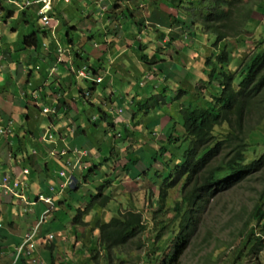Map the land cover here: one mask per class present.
Returning a JSON list of instances; mask_svg holds the SVG:
<instances>
[{
    "label": "trees",
    "instance_id": "trees-1",
    "mask_svg": "<svg viewBox=\"0 0 264 264\" xmlns=\"http://www.w3.org/2000/svg\"><path fill=\"white\" fill-rule=\"evenodd\" d=\"M2 1L3 0H0V4H2ZM122 1H127L123 7L125 10L124 15L127 16L129 20H131V18L136 19L137 16L142 18L145 16L146 10L149 12L147 18L143 17L139 21H134L132 19L130 23V26H132L134 30L130 35L133 36V40L138 39L140 41L134 45V47H136V55H138L141 62L146 65V71L139 72L138 70L135 80L131 79L129 83L134 84L132 96H143L145 98H154L157 95L154 93L155 88L157 86H164L162 83H166L169 78H173L171 69L164 67V63L169 59V57L164 54L165 49L177 43V55L181 58L182 53L188 54L189 48L185 43L190 38L191 34L185 33V36H183L181 33L178 34L176 32L175 34L177 36L175 38H169L174 29H178L180 25H184L185 23L182 10H185L187 16L194 18V23L200 25V31L202 33L207 32L208 35L214 36L217 43H221L230 38H238L240 39L239 45L241 47H245L248 44L249 38L246 37V34H252L249 32V27L253 25L260 26V22L253 19L254 13L257 12L264 17V0H171V4L169 0L170 6L167 0H164L170 8L175 9L177 12V16H170L171 21L169 24H171V27L166 28L167 26L163 25V18L160 16L162 13L156 15V11L159 12L160 10L161 0ZM37 7L39 9L40 6ZM2 8L5 9L4 7ZM27 11L28 10L22 11L24 12V22L30 24L29 19L32 18L33 15L28 14L29 11ZM13 13L14 11H9L8 15H12ZM65 14L66 12L64 10H61L60 14L56 13L60 23L61 20L64 22ZM144 21L149 22L146 24ZM62 27L63 25L60 28ZM165 28L170 29V33L163 31ZM127 29L128 26L126 27V30ZM40 32L43 33L44 36L48 33V31L41 28ZM66 33L68 34V44L72 47L76 55V65L80 67L81 65L79 62L83 61V65H88L91 72L95 74L99 73L102 70L100 66L101 62L97 63L91 61L88 56L84 57L78 52L75 48L76 43L74 38H71L70 26L66 30ZM64 35L65 34H63L62 37H64ZM166 36L169 41L165 42ZM155 41L160 43L162 49L160 52H156L153 55L152 51H154V47H152V44ZM260 44L264 45V42ZM260 44H256V50L248 54V59L243 62L240 69L235 73L228 72L224 68L230 61L228 51L226 50L221 52L217 60L209 57L206 59V65L212 68L209 83L211 84L217 79L220 82L221 90L211 95L209 100L201 104L196 102V98L190 101L191 104L189 107L183 104L180 118L186 132H173L172 136L171 133L165 135L164 140H166L168 144L175 145L177 144L176 142L182 143L185 149L178 155V158H176V155H173V158L170 160L163 159L164 164L160 163L163 165L162 173L166 171L167 167L169 168L168 171L164 173L168 174V176L162 180V187L159 188V198L156 202L157 206L153 210L155 214L154 219H156L157 223L151 241H146L144 238L148 226L142 213L132 210L120 211L110 222L96 223L97 230L99 231L100 247L106 251L105 256L107 259L112 261L111 253L113 251L121 254L142 251L143 256L146 258L145 262L148 264H183V258L191 247L195 233L199 230V227H201L202 220L208 211L207 206L210 203L208 197L216 195L232 185L236 179H242L254 173L256 169L264 165V153L259 159H253L250 163L247 161L245 155L246 147L248 148L250 144L249 140L253 143L258 139H263L264 148V132H261L262 135L260 136L256 134L251 136L247 134V136H245L244 132V129H246V120L244 122L246 112H251V110L256 112L260 117L259 123L264 119V47L260 46ZM23 45L21 50L34 49L35 52H38L43 48V41L39 39L38 33L34 32L29 36H25ZM51 47L55 52L56 46L52 45ZM189 62L192 63L191 61ZM134 63L137 64L136 61H134ZM107 65L111 66L112 63L107 62ZM29 66H31V64H29ZM117 67L119 69L120 64H118ZM69 72L71 75L68 76L69 82H66V85L59 82V76L55 74L56 79L54 81H58L60 84L57 86L59 89L57 90V94L60 95L61 98L58 100V104L51 107L57 112L50 117V121H53V123L57 120H64L65 116L63 113L67 116V111L78 109L80 114L82 113L81 116L85 117L82 121L86 122L89 126L99 128V126L105 122L113 128L112 132H115L114 136L119 137L117 141L118 144L125 143L132 137H139L140 133L137 128L140 125H148L150 123V125L147 126L148 129L156 128V122L160 120L158 117L152 118V120L148 122H144V116L142 117V112H147L148 116L151 114L147 108L148 105L150 106L148 98L140 102L143 105L142 107H137V109L131 111L133 114L130 120L133 125L127 127L119 124L115 125L112 122L111 114L99 104L100 96L96 98L93 96V91H97L98 94L102 96L103 94H108L107 98L111 95L118 96L117 84L123 85L124 80L120 79L116 81V83L109 81L105 82V84L103 82L97 83L96 81H90L91 85L87 83V86L83 84L81 86L85 87L75 89L76 87L74 85L77 84L76 77L71 71ZM114 72L115 73H110V75L117 74L116 70ZM33 73L34 71L31 70V76H33ZM45 77L49 79V72L44 78ZM129 78L130 77H128L127 80ZM109 79L110 77L108 76V80ZM102 83L104 84L103 87H101L103 85ZM38 89H40V87H37L36 91H38ZM112 89L115 90L112 91ZM158 89L163 95H166L168 92L165 88ZM43 90L44 88L41 87V93L44 92ZM66 90L69 95L67 99L64 94ZM125 91L126 90L120 92L121 96H119V99L122 106L128 107L129 102L125 101V96H122ZM90 92L91 96L89 95ZM171 95H173V93H171ZM174 98L175 96H170L169 99ZM201 100L203 101V99ZM259 102L263 103L261 113H258ZM36 107L39 108V106ZM44 108H39V110L43 111ZM64 108L67 110L65 111ZM90 108H96L95 110H97L98 113L96 120H92L91 116L88 117L87 113ZM158 109L159 108H157V110ZM29 118L30 115L26 113V115L24 114V119H26L24 122L22 120H18L17 123L9 121L6 126L0 128V146L3 144V141H6L10 148L11 158L19 164L23 162L26 163V161L32 164V157H34V155L27 158L29 149L26 145L28 146V142L41 141L43 139V134L39 135L37 133L36 135L30 129L31 120ZM225 124H227L230 129L226 128L227 132H225L224 138L218 140L215 136V130L217 127H224ZM168 126L170 131H175L176 120H170ZM134 129H136V131H134ZM24 130L27 132H23ZM77 131H81V125L78 127ZM77 131L76 133H78ZM80 133L83 132L81 131ZM133 148L134 146L129 147L127 150L128 155L126 156L127 162L124 165V171L132 172L135 169L140 171L139 168L142 166L144 167L142 170L145 168L147 170L148 165L139 162ZM101 150L102 149H100V151ZM32 151L38 152L39 149L34 148ZM114 151L115 149L110 150L108 156L99 160L98 164L94 163L88 175L95 174V170H100L103 166L105 167L107 162L109 164ZM164 153H167V148L162 146L159 155L164 157ZM24 154L25 157L23 156ZM114 158L117 161V158ZM152 159L155 161L151 164L152 166L162 161L157 157V154H155ZM128 165H132L131 169ZM5 175H7V173H2L1 176ZM101 175L102 179L106 177V174ZM136 176L140 177V173H137ZM74 178L76 182L79 181V178L75 174ZM86 178L87 177H84L82 182L85 181ZM61 180L64 179L61 178ZM109 180L110 179L105 180L102 187L97 188V194L91 198V206L95 202H98L101 208L105 210L112 203V195L109 193L104 194L103 192V188L107 187L106 185L109 183ZM77 187L78 186H76V188ZM178 187L180 193L179 199L174 203L173 208H167L166 200L169 188ZM71 189L72 191L74 190L73 186ZM88 203H90V201ZM74 205L78 206L80 204L76 202L67 206L70 210L75 208ZM263 205L264 201L255 205V209L251 214V220L257 223H260L262 220L264 221ZM96 206L97 204H94L92 209L94 210ZM82 209L83 208H79L77 210L78 215L73 221L75 232L78 224L83 223L82 219L84 215L89 214ZM170 212H174L172 218L163 220ZM251 225L252 222H248L243 230L242 240L244 241L240 247L239 254L235 258L234 264H240V261L245 258L247 248L248 254L255 245L262 246L263 244L262 237H256L255 230ZM90 252L93 253L94 251L91 249ZM89 254L87 260L90 261Z\"/></svg>",
    "mask_w": 264,
    "mask_h": 264
},
{
    "label": "rangeland",
    "instance_id": "rangeland-1",
    "mask_svg": "<svg viewBox=\"0 0 264 264\" xmlns=\"http://www.w3.org/2000/svg\"><path fill=\"white\" fill-rule=\"evenodd\" d=\"M197 1V0H196ZM250 1V0H245ZM88 1L83 2L81 1H73L71 4H64L63 8H65L68 12L71 10L77 9L76 4L85 7L88 5L86 4ZM102 6L103 13H108L111 8L106 4L105 1H101L100 3ZM105 4V5H104ZM93 5L90 4V8ZM4 7L5 9H3ZM164 11L167 12L166 14H172V16H177V12L175 10L167 9L165 6ZM9 11H14L12 15H8ZM30 15H33L32 18H30V24H26L24 22V12L18 10V8L11 4L9 1L3 0L2 4H0V32H7L8 36L7 38L10 39L8 41H11L12 43L16 44V51L15 55H19L22 53V51L19 50L23 45V41L25 36H29L30 34L37 32L39 39L43 40V33L40 32V28H43V23L41 19L37 16L38 10L35 7H31L29 10ZM27 11V12H28ZM4 12V14H3ZM29 14V13H28ZM76 14V11H75ZM182 14H184L183 17H186L185 10H182ZM93 15V14H92ZM149 15V12L147 10L145 11V16ZM14 16V17H13ZM55 20H54V27L50 30L54 31L61 27L62 25H66L65 28H61V30L55 31L60 37H62L63 33L69 28L68 20L65 17L64 22L63 20H60L56 15V12L54 14ZM91 17V16H90ZM87 17L84 18L83 22L78 24L79 27L82 28V30L79 31L78 37L75 40L76 42V49L80 54L85 53V47H89V44H92V39H97L96 35H89L88 36V27L96 28L94 25L90 22L86 21ZM253 19L255 21H260L259 25H253L249 27V32L252 34H246V37L249 38L248 44L246 45L247 48L250 49V53L255 49L256 44H260L261 42H264V20H262V16L258 13H254ZM73 22V21H72ZM72 24L71 26H73ZM97 25V24H95ZM70 26V27H71ZM111 26V28H110ZM122 26V24H121ZM100 28H102V25H100ZM109 28L112 29L113 25H109ZM185 32L188 34H191L190 38L186 41L185 45L189 48L188 53L191 54V57L193 59H200V55L204 54V52L208 53L209 58H211V55H218L224 50V45L226 47V51H228L229 57L233 55L235 51V47L238 46L240 39L238 38H231L228 39L225 43L217 44V41L214 36L208 35L207 32L203 34H196L192 30V25H186L185 26ZM99 31V30H98ZM120 32H118L119 35ZM18 34V35H16ZM195 34L196 36H194ZM118 35L114 36V38H117ZM87 36V37H86ZM97 37H100V34L97 33ZM122 37V36H121ZM72 38V37H71ZM90 38V39H89ZM121 38H117L119 41ZM50 43L52 42V39L49 40ZM140 42L137 40H123V43H116V46H118V49L122 51V54L120 55V59L117 60V65L121 64L120 69H123L127 62H134L136 60L137 65L140 67V71H143L146 69V65L141 62L139 59V56H136V51L134 48V45L136 43ZM111 43V45L113 44ZM12 44V45H15ZM98 46H95V54L100 56L101 52L103 50L102 46H99V40L97 39ZM68 46L67 38L63 37V47ZM93 46V44H92ZM260 46L264 47L263 44H260ZM107 47V46H106ZM152 47H154V51H152V54L156 52H160L162 49V46L158 42H154L152 44ZM127 49H132L135 55L131 54V58L127 57L123 54L124 51ZM27 51V50H25ZM14 52V51H13ZM33 51L31 52L28 50V54L23 55L19 61L14 59L16 62V65L9 69L8 75L11 79L17 80L20 85L19 88L22 87V83H26V80L28 79V72L24 71V65L23 63L26 62L28 65L30 64V58L34 56L32 55ZM166 53V49L164 51ZM245 56V50L241 51L240 57ZM239 55H236V59H232L229 61L228 65H226L224 68L228 72L235 73L237 72L240 67L242 66L241 61L237 60ZM216 58V57H214ZM247 58V57H246ZM243 58L242 62L246 59ZM59 58H56V61L54 65L52 66V69H55L53 72L51 70V75H55L54 72L58 73V67L63 62H67L66 59L63 61H58ZM21 61V63H20ZM140 61V64H139ZM193 61V60H192ZM14 62V61H13ZM115 64V63H113ZM37 63H32L31 67L33 70L35 68H38L36 71H39L41 68L40 66H36ZM205 74L203 75L202 72L198 71L193 67V62L189 64L187 71L189 72V80L190 82L186 83L188 88H183L185 91V95H189L193 98H196L197 100H206V98H209L210 95H213L215 93V90L213 88H209L206 90V92L200 93L196 90L197 86L200 85L199 82H195L197 79H204V77H208L210 74L212 68L208 65H204ZM129 73H131V70H128ZM21 73V74H20ZM56 73V74H57ZM1 74V72H0ZM20 76L18 77V75ZM37 72H34V78L37 76ZM132 74V73H131ZM121 75V74H120ZM0 80L2 83H4L3 76L0 75ZM42 82V81H41ZM91 83V82H90ZM89 83V84H90ZM39 84V83H38ZM52 84V83H50ZM163 85L167 86L168 93L171 95V91L174 90L175 83H173L172 80H168L166 83H162ZM216 87L219 89V86L217 83ZM88 84L86 83V86ZM193 85V90L192 89ZM163 88V87H162ZM133 89V88H132ZM22 92V89L20 90ZM155 92V91H154ZM160 92V91H159ZM8 97V96H7ZM61 97L56 92V100H59ZM139 102L143 97H138ZM148 102L150 106L148 105L147 108L150 111V116L148 118L145 115L144 122H148L149 120H152V118H156L159 113L164 112V106L165 103L161 105V101L159 98H151L148 97ZM17 98L12 97L10 100V103L16 108H23L20 105L16 104ZM34 100V99H33ZM32 105L33 102H30ZM29 108L32 107V105L28 104ZM263 103L259 102L258 104V113L262 112ZM159 108V110H157ZM129 109V108H127ZM137 109V106H136ZM24 108L22 109V111ZM67 110V109H66ZM65 110V111H66ZM166 111V110H165ZM145 113V112H144ZM25 114V113H24ZM68 119L67 122L64 120V126L62 127V132L66 131V133L62 137L59 135V125L57 123H51L46 124V119L42 120V125L45 126L48 130H50L51 134L54 136L57 135V137H54L55 144L54 146H59V151H61L64 148H67L71 153H68L66 156L63 157V161L67 162L68 160H72L75 157H77V162H80V167L78 170L74 171L75 175L79 178L78 182H75L74 185V193L77 195H81V200L83 201L84 205H74L75 208L70 209L69 212L65 213L66 216H68L69 226L73 227V221L74 218L78 215V209L83 208V211H87L89 214L84 215L82 219V224H78V227L76 228L77 232L79 233V236L75 237V240L73 243V246L75 247L73 250L74 252L83 253V262L85 261V258L90 255V261L86 259L84 264H148L145 262V257L143 256L142 251H134L129 254H121L119 252L113 251L111 253L112 261L106 258L105 253L103 249L100 247V237H99V231L97 230L96 223L97 222H103L108 223L112 218L117 216V214L121 211L125 210H132L135 212L142 213L145 219V222L148 226V230L146 231L144 238L146 241H151L152 234L154 232V228L156 225V219H154V212L153 210L157 206V201L159 198V188L162 187V180H164L168 174H164L166 171H168V168L164 173L163 172V165L164 161L163 159L169 160V155L165 156L166 153H164V157H160L162 161L155 164L154 166L151 165L154 160L151 158L152 154H149L146 151V156L149 159L147 162V170L146 168L144 170L143 166L139 168L140 171L137 173H140V177H131V172L124 171V165L126 164V156L127 149L130 147L135 146L136 149L140 148L141 146L143 149H154L159 150L162 146H165V148L168 149L169 145L168 142L165 140V144L161 146L159 143L158 137H156V140H153V137L150 136V134H147L145 132H139L141 135L139 137H132L128 141L122 144H118V136H114V133L112 132V129L109 125H107L105 122H103L97 130L94 131V133L87 132L88 135L86 140L88 142H85V140L81 137V134L78 131V138L76 137V132H69L73 129L76 130L81 125L82 120L76 119L77 114L75 113V110H70L66 112ZM156 114V115H155ZM11 118L14 119V122L17 123L18 121L15 120L13 117V114H10ZM26 115V114H25ZM132 117V116H131ZM130 117V118H131ZM127 118V117H125ZM94 120V119H92ZM161 120V119H160ZM159 121L156 122L157 124V131L159 132L160 139H165V135H169L168 132H162L159 129ZM260 117L257 115L256 112L252 111L249 112V114L246 117V129L245 132L249 131V136L256 134L258 136L262 135L261 132H264V119L259 123ZM37 121L34 119L33 124ZM68 122H72L71 125H69ZM153 123V122H152ZM167 122L163 121V124L161 125L162 129H165ZM42 125H40V128H43ZM133 123H131V126ZM100 128H102L104 131L101 132ZM88 131V130H87ZM136 131V129H134ZM170 132V131H169ZM225 132H227L226 126L219 128L217 127L215 130V136L218 140H222L224 138ZM44 132H42L43 134ZM59 133V134H58ZM101 133L103 135L101 136ZM61 139L59 138V136ZM72 137L71 141H68V137ZM73 139L76 140L73 142ZM98 139L103 140V144L100 145L101 141ZM58 140V142L56 141ZM60 142H63L61 145ZM92 144L91 147L87 144ZM178 143V142H177ZM182 144V143H180ZM61 145V146H60ZM70 145V146H69ZM161 146V147H160ZM2 148H8V159L11 158V152L9 145L3 141V144L1 145ZM79 148L81 150L87 151V155H80L74 157L72 154L74 148ZM57 148V147H54ZM251 152L254 151L255 153V159H259L263 153V139H258L251 143L250 145ZM100 149H102L100 151ZM115 149L113 153V157L110 160V163L103 166L100 170H95V174H89L91 169L95 164L99 163V160L104 159L106 156L109 155V151ZM183 149L185 147L181 148H174L172 150V153L176 156H178L180 153H182ZM142 152V151H141ZM139 152L138 155L142 156ZM25 157V154L23 155ZM31 156V152L28 154L27 158ZM99 156V158H97ZM117 158L116 159L114 158ZM248 160H251L253 157L247 155ZM0 159L2 161H5V159L2 157V154H0ZM36 158H32V164L36 166ZM105 163V162H103ZM161 163V164H160ZM29 167L30 172L36 176V170L33 168V166L30 164V162L26 161V163H20L19 164V175H21L24 167ZM131 169V165H128ZM136 173V175H137ZM101 174H106V177L102 179ZM161 176V177H160ZM59 177V172H58ZM86 178V181L82 180ZM30 176L27 175L25 177L27 190L29 189V186L32 183H29ZM109 180V183H107V187L103 188L104 194H110L113 198L112 203L104 210L101 208L98 202H95L94 204H97L96 208L92 209V196H95L97 194V188L102 187L104 184L103 182L105 180ZM90 184V185H89ZM33 185V184H32ZM49 185V184H48ZM47 185V187H48ZM87 185V187H85ZM88 186L90 189H88ZM54 189H57L55 184H52ZM94 188V189H92ZM179 187L178 188H169L168 190V197L166 200V206L167 208L172 207L174 203L179 199ZM210 199V203L207 206V213L204 216L202 220V225L199 227V230L195 233V236L192 240V245L187 251L186 255L183 258V264H234L236 256L239 254L240 247L244 240H242V234L245 226L248 222H252V228L255 230L256 237L261 236L263 240L262 246L255 245L250 252L247 254V250L245 252V258L240 261V264H264V221H260V223H257L253 220H251V214L253 213L255 209V205L257 203H260L261 201H264V165L259 167L255 170L254 173L249 174L245 176L242 179H236L232 185H230L228 188H225L224 190L220 191L216 195L212 197H208ZM79 199H75V202H78ZM90 201V203H88ZM63 202V201H60ZM67 202V201H66ZM17 203V202H16ZM65 203V201H64ZM64 203H62V210L66 211L64 208ZM261 205V204H260ZM16 209L20 211H24L17 203ZM15 207V205H13ZM90 207V208H89ZM264 208V205H263ZM72 212L75 214L73 215ZM25 212V211H24ZM91 212V213H90ZM174 212H170L167 217L163 218V220H168L169 218H172ZM23 214V213H22ZM62 216V218H65V215L63 213H58ZM249 234V233H248ZM79 242V244L77 243ZM94 251L93 253L90 252V250ZM143 256V258H142ZM98 257V258H97ZM74 259V258H73ZM40 260V259H39ZM92 262V263H91ZM21 264H31L30 260L24 259L22 260ZM55 264V263H54Z\"/></svg>",
    "mask_w": 264,
    "mask_h": 264
},
{
    "label": "crops",
    "instance_id": "crops-1",
    "mask_svg": "<svg viewBox=\"0 0 264 264\" xmlns=\"http://www.w3.org/2000/svg\"><path fill=\"white\" fill-rule=\"evenodd\" d=\"M74 1H81V0H74ZM88 1L86 4H88L85 9L83 8V6H80L78 4H76V14L74 10L71 11H67L65 8H63V2H60L58 0V2H55L54 4V12L53 14H55V12L57 14H60L61 10H64L66 12L65 17H67L66 19L68 20V24L69 26H71L72 24H74L73 26H71V37L74 38V41L77 39L79 31L82 30L81 27L78 26V24L82 23L84 18L87 17L86 21L90 22L91 24L89 25H94L96 28L94 29L93 27L91 28H87L88 30V36L89 35H96V38L99 40V46L103 47V50L101 52V55L98 56L95 54V46L94 43H97V39H92V44H89V47H85V53H83L82 55L88 56L90 58L91 61H95L97 63H100V66L102 67V70L97 73L98 76H102L104 81L103 83L105 84V82H109L112 81L114 83H116V81H119L120 79L124 80L123 81V85L122 84H117L118 85V96H114L111 95L109 98L108 94H103L100 95L98 94L97 91H93V96H95V98L97 96L99 97V104L101 106H103V108L111 114V118H112V122L116 125H122V126H127L130 127L131 126V120L130 117L132 116L133 113H131L132 110L136 109V106H140L141 107V101H144L145 97H143L141 99V101L139 102V98L136 95L132 96V91H134L132 88H134V84L129 83V81H131V79L135 80V76L137 74V71L139 70V72H145V70L140 71V67L139 65L135 64L134 62H127L125 61L124 63L126 64V66H124L123 69H118L117 67V60L120 59V55L122 54V51L118 49V46H116V43H123V40L126 39H130L133 40V36H131L130 34H132L133 27L130 26V23L132 22V19L134 21L136 20H141L143 17L147 18L149 15L147 16H141L140 17H136V19L131 18V20H129L127 18V16L124 15V5L127 3V1H122V0H103L106 2V4H108V6L111 8V10L108 13H103L102 11V6L101 5V1L102 0H83V2ZM168 4H169V0H167ZM66 4V3H64ZM71 4V3H70ZM90 4L93 5L90 8ZM168 4H166V2L164 0H161L160 2V10L159 12L156 11V15H161L163 18V25H166V28H170L171 24H169V22L171 21L170 16H172V14H166L167 12L164 11V7L165 6L167 9L170 10H175L170 8V4H171V0H170V4L168 6ZM105 5V4H104ZM61 9V10H60ZM4 14V12H3ZM30 14V12H29ZM93 14V15H92ZM164 14V15H163ZM91 16V17H90ZM14 17V16H13ZM59 18V17H58ZM184 22L187 24H190V19L187 17H183ZM73 21V22H72ZM137 21V22H138ZM149 21H144V23L148 24ZM1 24V22H0ZM97 24V25H95ZM122 24V26H121ZM150 24V23H149ZM28 25V24H27ZM100 25H102V28H100ZM109 25H113V28H109ZM186 25H180V27L178 29H174L170 34L169 38H175L177 35L175 34L176 32L178 34L181 33V35L185 36V26ZM66 26V25H65ZM65 26H63L65 28ZM128 26V29L126 30V27ZM62 27V28H63ZM60 28V26H59ZM45 30L46 28L43 27L42 29H44L45 31H48L47 34H45L46 36L43 35V48L38 51L35 52L34 49H27V51L25 50H21V48H19L20 51H22L21 54L19 55H15V51H16V44L12 43L11 41H8L10 39L7 38L8 34L7 32L3 31L0 32V72H1V76H3L4 78V83L1 82L0 80V128L6 126V124L9 121H13L14 119L11 118L10 114H13V117L15 118L16 121L18 120H22L23 122L26 120L24 119V113H28L30 115V129L34 132V134L37 135V133L40 135L43 133V136L46 134V132L48 131V129L46 128V124H51L53 123V121H50V117H52L51 115H49L48 113H44V111H40L39 108H46V107H53L56 104H58V100H56V92L57 90H59L57 88V86H59V82L63 83V85H66V82H69V78L68 76H70V72L68 69V66H70L68 64V62H63L62 64L59 65L58 67V73L54 72L55 74L57 73L58 77V81H54L56 78V75H51V70H52V66L54 65L57 55L55 56L54 50L52 49V45L56 44H61L63 45V37H60L55 31L59 30ZM164 29L163 31L170 33V29ZM61 30V28H60ZM99 30V31H98ZM192 30L196 33V34H201L199 31L196 30V28L192 27ZM118 32L119 35H118ZM130 32V33H129ZM97 33L100 34V37H97ZM64 38L68 37V34L66 33V31L63 33ZM187 34V33H186ZM18 35V34H16ZM118 35L117 38H121L119 41L117 40V38H114V36ZM194 36H196L195 34H193ZM122 36V37H121ZM87 37V36H86ZM197 37V36H196ZM50 39H52V42L50 43ZM68 39V38H67ZM90 39V38H89ZM169 41V39H165V42ZM113 42H116L115 44ZM157 42V41H155ZM76 43V42H75ZM111 43H113L111 45ZM15 44V45H12ZM107 46V47H106ZM136 48V47H134ZM177 49V43H175L174 45H170L169 47L166 48V55L171 56V59H178L179 62H174V61H166L164 63V67L168 68L170 67L171 72L173 73L174 70L176 69L177 65H181L183 64V61H192V59L189 58L188 54H183L182 53V58L183 60L180 61V57L177 55L176 52ZM28 50H30L31 52L33 51L32 55L34 54L33 57L30 58V64L32 63H37V67L40 66V70L36 71L38 68H35V70L32 69L31 66L28 65V63L26 64L23 63L24 65V71L28 72V79L26 80V83H22V87L19 88L20 85V81L17 82V80L15 79H11L10 76L8 75L9 69L14 67L16 65V61L14 59L17 58V60L19 61V59H21L23 57V55L28 54ZM14 51V52H13ZM135 55L134 52L132 51V49H127L126 51L123 52V54L127 57L131 58V54ZM137 56V55H136ZM14 61V62H13ZM136 61V60H135ZM83 62V61H82ZM81 61L79 62V64L82 66L83 63ZM107 62L112 63L111 66L107 65ZM193 62V61H192ZM21 63V61H20ZM115 63V64H113ZM198 66L202 67V62H195ZM140 64V62H139ZM121 65V64H120ZM137 65V66H136ZM136 66V67H135ZM138 67V68H137ZM50 68V69H49ZM31 70H33L34 72H37V76L36 78L33 79L34 77V73L33 76H31ZM49 70V71H48ZM117 71V74H112L110 75V73H115L114 71ZM128 70H131V73L128 72ZM49 72V79L47 77L44 78V76L46 74H48ZM21 74V73H20ZM20 74L18 75V77L20 76ZM121 74V75H120ZM108 76L110 77V79L108 80ZM130 77L128 80L127 78ZM1 79V78H0ZM48 79V80H47ZM42 81V82H41ZM53 81V82H52ZM77 84L74 85L76 88L75 89H79V88H83L85 86H81L83 83L79 80H77ZM172 81L174 82V79L172 78ZM39 83V84H38ZM52 83V84H50ZM102 83V84H103ZM101 84V85H102ZM104 84L101 86L103 87ZM91 85V83L89 84ZM37 87H40V89H38V91H36ZM41 87L44 88V92L41 93ZM57 88V89H56ZM161 88V87H159ZM22 89V92H20V90ZM115 89H112V91H114ZM126 90L125 92H123L122 96H125V101L129 102V109L124 111L123 114H112V109H114L116 106L120 107V108H125L124 106H122V104L120 103V99L119 96H121L120 92ZM159 90V89H157ZM66 96V99L69 98V95L67 94V90L64 93ZM111 94V93H110ZM8 96V97H7ZM140 96V94H139ZM12 97L17 98L16 100V104L20 105L21 107L24 108V110L22 111L23 108H18V107H14L11 103L10 100ZM117 97V98H116ZM133 97V98H132ZM94 98V97H93ZM34 99V100H33ZM30 102H33L34 104L32 105ZM137 102V103H135ZM32 105V107L29 108V105ZM179 102H176V105H178ZM36 106H39L36 107ZM96 109V108H95ZM94 108H90L88 109V117L91 116L92 119H94L95 117H98V113L97 110H95ZM64 110H66L64 108ZM63 112V111H62ZM75 113L77 114V118L83 120L85 119L84 116H81L82 113L80 114L79 110H75ZM147 114V112H142V117L145 118V115ZM63 115L65 116V114L63 113ZM81 117V118H80ZM127 117V118H125ZM24 119V120H23ZM28 119V120H29ZM36 120L37 122L33 124V120ZM46 119V124L45 126H43L42 120ZM68 117L65 116L64 120H66L67 122ZM64 120H57L55 121V123H57L59 125V135L62 137L64 134L66 133V131L62 132V127L64 126ZM163 121L168 123V118L165 117L163 118L159 124V129L162 132H168V127H165V129L161 128V125L163 124ZM15 123V122H14ZM69 125L72 124V122H68ZM40 125H42L43 128H40ZM150 125V124H148ZM148 125H140L137 130L138 132H146L147 134H150V136H152V131L150 130V128L148 129ZM28 129V128H27ZM88 130V131H87ZM98 129L93 127V126H89L88 124H86V122L81 123V131L83 132V134H81V137L85 140V142H88L86 140L88 133L87 132H92L94 133V131ZM77 131V129H76ZM79 131V132H81ZM100 131L103 132L104 130L102 128H100ZM149 131V132H148ZM23 132H27L26 130H24ZM78 132V131H77ZM58 135V136H59ZM103 135V133H101V136ZM59 136V138L61 139V137ZM2 137V136H1ZM57 137V135L55 136ZM76 137L78 138V133L76 135ZM4 138V137H2ZM72 137H68V141H71ZM100 140L101 144H103V140L102 139H98ZM58 142V140H56ZM76 140L73 139V142H75ZM6 143V141H5ZM60 144L62 145L63 142H60ZM56 145L53 142H47L44 143L43 139L41 141H32V142H28V146L26 145V147H28L29 152L30 153L32 151V149L37 148L39 149L37 156L34 155V157L36 158V166H34L33 164H31L33 166V168H35L36 170V176H34L33 173L30 172L29 176V183H32L29 186V189L27 190L28 193V198L35 203V205H33L29 210V212H24V211H20L18 209H16V205L17 203H19L20 207L22 209L25 208V206L23 205V203L18 200L13 198L11 195H6L4 193V191L0 188V264H14V261H17V255H16V249L18 248V246L22 243L23 237L25 235V233L33 226V224L39 219V217L41 216V214L45 211L46 209V205L43 202H38L36 200L38 194H45V195H50L52 197H54V201H55V209L56 211L53 214V217L49 220V222H47L44 226H43V231H42V241H40L41 243L38 246L36 255L39 257L40 260L43 261L44 264H84L83 262V253H79V252H74L73 254V250H74V246L73 243L75 240V237L79 236V233L75 232L74 228L75 226H69V221H68V216L65 215V213L69 212V204H73L76 203L75 199H79V204L84 205L83 201L81 200V195H76L74 193V191H72L71 188H65L64 190L61 191L60 189V183L61 180L58 177V172L60 170H67L65 162L57 157V155H52V150L56 148V151L59 149V146H54ZM60 145V146H61ZM87 145H89V147H91V145L88 143ZM70 146V145H69ZM93 146V145H92ZM92 148V147H91ZM48 151V153H47ZM8 148L4 147L2 148L0 146V153L2 154V157L5 159V161H2L0 159V176L2 175V173H7V174H15V173H19V163L16 162L14 159H8L9 155H8ZM31 155L32 152H31ZM33 158V157H32ZM99 158V156L97 157ZM18 161V160H17ZM15 172V173H14ZM137 169L133 170L131 172V177H136V173H137ZM86 181V180H85ZM49 184V185H48ZM52 184H55L57 189H55V191L53 193L50 192V187L52 186ZM48 185V187H47ZM90 185V184H89ZM85 187H87V185H85ZM88 189L89 186H88ZM63 201V202H60ZM65 201V203H64ZM67 201V202H66ZM17 202V203H16ZM62 203H64V208L66 211L62 210ZM13 205H15V207H13ZM68 205V206H67ZM79 206V205H78ZM63 213L65 215V218H62V216L58 213ZM23 213V214H22ZM71 213L73 215H75L72 210ZM78 227V226H77ZM76 227V228H77ZM49 234H54L55 238L53 241H45L44 242V238L46 236H48ZM79 244V242H77ZM74 258V259H73ZM88 258V256L85 258ZM21 260L18 261L17 264H21Z\"/></svg>",
    "mask_w": 264,
    "mask_h": 264
},
{
    "label": "built area",
    "instance_id": "built-area-1",
    "mask_svg": "<svg viewBox=\"0 0 264 264\" xmlns=\"http://www.w3.org/2000/svg\"><path fill=\"white\" fill-rule=\"evenodd\" d=\"M58 0H10L11 4H14L19 9H27L31 6H40L39 7V17L43 23V25L47 28L53 27L54 19L51 16L54 10V4ZM63 3L70 4L74 0H59ZM57 53L59 56V62L61 61V57L64 55L70 54L71 51L68 48H63L58 45ZM55 69H52V72ZM72 73L80 80H92L93 76L89 71L88 67L82 66L79 68H72ZM98 83L101 82V79L96 80ZM44 113H48L49 115H55L57 112L54 108L46 107L43 109ZM51 131L48 130L46 134L43 136L44 143L47 142H55L54 135L50 133ZM69 132H76V130H70ZM68 153H71L67 148L59 149L56 151V148L52 150V155H57V157L63 160V157L66 156ZM33 155L37 154V151H32ZM72 154L77 156L80 155H87V151L81 150L79 148H74ZM80 162H77V157L72 160H68L65 162L67 170H60L59 177L60 179L63 178L64 180L60 184L61 191L64 190L66 187H69L74 182V171L78 170L80 167ZM15 173V172H14ZM30 174L29 167H24L21 175L19 173L15 174H7L5 176H0V188L4 191L6 195H11L12 197L20 200L23 205L25 206L24 211L29 212L30 208L35 205L28 198L27 193V185L25 181V177ZM54 188L51 187L50 191L54 192ZM37 201L43 202L46 205L45 211L41 214L39 219L33 224V226L25 233L22 243L16 249L17 261H14V264H17L19 260H30L31 264H44L42 260H39V257L36 255L37 249L39 244L42 241V231L43 226L49 222V220L53 217L55 212V201L52 197L47 195H39ZM55 238L54 234H49L44 238V242L46 241H53Z\"/></svg>",
    "mask_w": 264,
    "mask_h": 264
},
{
    "label": "clouds",
    "instance_id": "clouds-1",
    "mask_svg": "<svg viewBox=\"0 0 264 264\" xmlns=\"http://www.w3.org/2000/svg\"><path fill=\"white\" fill-rule=\"evenodd\" d=\"M8 1H10V0H8ZM18 1H20V0H18ZM21 1H23V0H21ZM58 2V1H57ZM61 2V1H60ZM17 7V6H16ZM31 7H35L37 10H38V15L37 16H39V9H38V7L37 6H31ZM31 7H29V8H27V9H19L18 7V10H20V11H24V10H29ZM54 10H55V8H54ZM54 10H53V12H54ZM257 13V12H256ZM259 14V13H258ZM260 15V14H259ZM51 16L53 17V19L55 20V17H54V14L52 13L51 14ZM262 16V15H261ZM186 17L187 18H189L190 19V24H188V25H192V27H194V28H196V30L197 31H199L201 34H203L201 31H200V25L199 24H195L194 23V18L193 17H189V16H187L186 15ZM40 18V17H39ZM262 20H264V17L262 16ZM258 22V21H257ZM260 22V21H259ZM53 24H54V22H53ZM184 25H186V23H184ZM43 27H45L44 25H43ZM53 27H54V25H53ZM53 27H50V28H47V27H45L46 29L45 30H50V29H52ZM54 30H55V28H54ZM231 39V38H230ZM228 39H226L225 41H223V43H225L226 41H227ZM222 43V42H221ZM217 44H220V43H217ZM58 45L59 46H61V47H63V45H61L60 43L59 44H56V49H57V47H58ZM94 46H98V44L95 42L94 43ZM63 48H68L70 51H72V47L71 46H69V44H68V46H66V47H63ZM55 49V56L56 55H58V53H57V50ZM224 50H226V47H225V45H224ZM243 50H245V56L244 57H240V53H241V51H243ZM250 53V49L249 48H247V46H245V47H241L239 44H238V46H236L235 47V51H234V53H233V55H231L229 58H230V60H232V59H236V55H239V57L237 58V60H239V61H241V63L243 64V62H245L247 59H248V54ZM221 54V53H220ZM219 54V55H220ZM188 55H189V58L190 59H192L193 60V67L195 68V69H197L198 71H200V72H202L203 73V75L205 74V69H204V65H206V59L209 57L208 56V53H206V52H204V54H202V55H200V59H193L192 57H191V54H189L188 53ZM218 53H216V55H211V58H213V59H218ZM165 56H168V55H165ZM169 57V59L167 60V61H174V62H179V60L176 58V59H171V57H172V55L171 56H168ZM214 57H216V58H214ZM247 57V58H246ZM243 58H246L243 62H242V60H243ZM181 60H183V58L181 57L180 58V61ZM202 62V67L201 66H198L195 62ZM192 62V61H191ZM189 64H190V62L189 61H183V64H181V65H177L176 66V69L174 70V72L172 73V77H173V79H174V82L173 83H175V86H174V90L173 91H171L172 93H173V95H170V94H167L166 93V95H163V94H161V92H159V90H157L159 87H163V88H165V89H167V86H157L156 88H155V94H157L153 99H155V98H159L160 99V101H161V105L163 104V102L165 103V105H162V106H164V112L163 113H159L158 114V116H159V118L162 120L163 118H165V117H167L168 118V123L166 124V127H168V134L169 133H171V136H172V133L173 132H178V133H181V132H186L185 131V128L183 127V122L181 123V112H182V108H183V104H186V105H188V107L190 106V101L191 100H193L194 98H192L191 96H189V95H185V91L183 90V88H188L187 87V85H186V83H188V82H190V80H189V78H188V76H189V72L187 71V68H188V66H189ZM82 66H85V65H82ZM82 66H80V67H82ZM87 67H88V65H86ZM171 67V66H170ZM170 67H168V68H170ZM88 69H89V71L91 72V70H90V68L88 67ZM72 72V71H71ZM211 73L212 72H210V74L208 75V77H204V79H197L195 82H199L200 83V85H198L197 86V88H196V90L197 91H199L200 93H203V92H206V90L207 89H209V88H213L214 90H215V93L216 92H218V91H220L221 90V86H220V82L216 79L215 81H213L211 84L209 83V81H210V75H211ZM91 74H92V76H93V78H92V80H80V79H78L76 76V78H77V80H79V81H81V82H83V83H90V81L92 82V81H96L97 79H101V82H103L104 81V79H103V77L102 76H98L97 74H95V73H93V72H91ZM168 80H172V78H169ZM97 82V81H96ZM100 82V83H101ZM98 83V82H97ZM215 83H217L218 84V86H219V89L216 87V84ZM191 90H193V85H192V89ZM215 93H213V95L215 94ZM90 96H91V92H90V94H89ZM170 96H175V98L174 99H169L170 98ZM211 96V95H210ZM177 97V98H176ZM152 98V97H151ZM210 98V97H209ZM209 98H206V100H209ZM149 100V99H148ZM206 100H197L196 99V102L197 103H202V102H204V101H206ZM176 102H179V104L178 105H176ZM143 105H141V107H142ZM137 107H140V106H137ZM127 108H129V107H125V108H120V107H115L114 109H112V114H123L124 113V111H125V109H127ZM159 110V109H158ZM166 110V111H165ZM249 114V112H246V114H245V119H244V122H245V120H246V117H247V115ZM146 117L148 118V113L146 114ZM95 120H96V117L94 118ZM173 119H175L176 120V129H175V131H170L169 130V122H170V120H173ZM160 120V121H161ZM225 126H226V128H228V129H230L229 127H228V125L227 124H225ZM170 131V132H169ZM244 132H245V129H244ZM146 133V132H145ZM247 134L249 135V131L248 132H245V136H247ZM141 135V134H140ZM139 136V135H138ZM178 139V138H177ZM177 143V142H176ZM249 146H248V148L246 147V152L245 153H247V152H250L249 151V147H250V145H251V143L252 142H250V140H249ZM183 146V144H180V143H177V144H175V145H173V144H170L169 145V147H168V149H167V153H166V155L165 156H167V155H169V160L170 159H172L173 158V153H172V150L174 149V148H181ZM130 147V146H129ZM134 153L136 154V156L138 157V159H139V162L140 163H142V164H146L147 165V162L149 161V159L147 158V156H146V151L150 154V152H149V150L150 149H143V147L141 146L140 148H138V149H136L135 148V146H134ZM128 150V149H127ZM142 151V152H141ZM139 152H141L140 154L142 155V156H140V155H138V153ZM47 153H48V151H47ZM253 153V158H252V160L253 159H255V153H254V151L252 152ZM37 154H38V152H37ZM36 154V155H37ZM172 155V156H171ZM154 155H152V157H153ZM131 157V156H130ZM151 157V158H152ZM158 157V156H157ZM176 158H178V156H176ZM65 162V161H64ZM155 162V161H154ZM153 163V162H152ZM151 163V164H152ZM132 166V165H131ZM27 167V166H26ZM144 168V167H143ZM136 170V169H135ZM138 171V170H137ZM59 179H60V177H59ZM61 180V179H60ZM63 180H61V182H62ZM75 178H74V182H73V184L71 185V186H69L68 188H71L72 186H73V188H74V184H75ZM61 184V183H60ZM51 188V187H50ZM49 188V189H50ZM67 188V187H66ZM61 189V188H60ZM55 191V190H54ZM51 192V191H50ZM51 193H53V192H51ZM39 195H41V194H38V196H37V198L39 197ZM43 195H45V194H43ZM47 196H50V195H47ZM50 197H52V196H50ZM37 198H36V200H37ZM52 198H54V197H52ZM39 202V201H38ZM45 204V203H44ZM55 211H56V209H55ZM22 261V260H21Z\"/></svg>",
    "mask_w": 264,
    "mask_h": 264
},
{
    "label": "bare ground",
    "instance_id": "bare-ground-1",
    "mask_svg": "<svg viewBox=\"0 0 264 264\" xmlns=\"http://www.w3.org/2000/svg\"><path fill=\"white\" fill-rule=\"evenodd\" d=\"M54 25V24H53ZM56 28V27H55ZM75 53L73 52V50L71 51V53L70 54H67V55H64L63 57H61V61H63L64 59H66L67 60V62H68V64L70 65V66H68V69H69V71H71L72 70V68L73 67H75V68H79L77 65H76V60H75ZM57 58H59V56L57 55ZM150 124V123H149ZM156 127H157V124H156ZM151 131H152V137H153V140H156V137H158V139H159V143L161 144V146L162 145H164L165 144V140L164 139H160V136H159V132H156L157 131V129L156 128H154V129H150ZM149 132V131H148ZM160 146V147H161ZM185 147V146H184ZM160 150L161 149H159V150H154V149H150L149 150V152H150V154H152V155H155V154H157V156H158V158H160V157H162L161 155H159L160 154ZM184 150V149H183ZM249 151H251V148L249 147ZM71 152V151H70ZM183 152V151H182ZM245 155H246V158H247V155H249V156H253V153L251 152H247V153H245ZM164 160H166V159H164ZM247 161L250 163L251 161H252V159L251 160H248V158H247ZM159 163V162H158ZM177 163V162H176Z\"/></svg>",
    "mask_w": 264,
    "mask_h": 264
}]
</instances>
